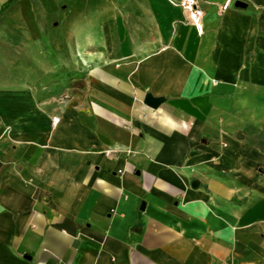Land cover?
Listing matches in <instances>:
<instances>
[{"label": "crops", "instance_id": "crops-1", "mask_svg": "<svg viewBox=\"0 0 264 264\" xmlns=\"http://www.w3.org/2000/svg\"><path fill=\"white\" fill-rule=\"evenodd\" d=\"M181 1L0 0V264H264V0Z\"/></svg>", "mask_w": 264, "mask_h": 264}, {"label": "built area", "instance_id": "built-area-1", "mask_svg": "<svg viewBox=\"0 0 264 264\" xmlns=\"http://www.w3.org/2000/svg\"><path fill=\"white\" fill-rule=\"evenodd\" d=\"M180 5L183 9L189 14L193 23L202 30V18L204 15L203 9L199 6V0H182ZM55 121H58V118H54Z\"/></svg>", "mask_w": 264, "mask_h": 264}, {"label": "water", "instance_id": "water-1", "mask_svg": "<svg viewBox=\"0 0 264 264\" xmlns=\"http://www.w3.org/2000/svg\"><path fill=\"white\" fill-rule=\"evenodd\" d=\"M236 6L246 7V3L241 0H238L236 2ZM163 100H164V97H155L151 93H148L145 101L148 105L157 107Z\"/></svg>", "mask_w": 264, "mask_h": 264}, {"label": "rangeland", "instance_id": "rangeland-1", "mask_svg": "<svg viewBox=\"0 0 264 264\" xmlns=\"http://www.w3.org/2000/svg\"><path fill=\"white\" fill-rule=\"evenodd\" d=\"M260 138H258V140H259Z\"/></svg>", "mask_w": 264, "mask_h": 264}]
</instances>
